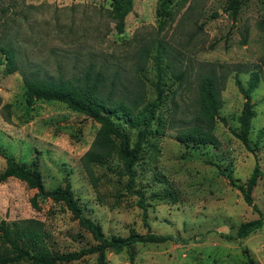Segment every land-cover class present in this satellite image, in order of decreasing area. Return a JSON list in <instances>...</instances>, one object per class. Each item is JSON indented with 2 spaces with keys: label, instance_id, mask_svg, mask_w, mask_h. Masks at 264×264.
Listing matches in <instances>:
<instances>
[{
  "label": "rangeland",
  "instance_id": "rangeland-1",
  "mask_svg": "<svg viewBox=\"0 0 264 264\" xmlns=\"http://www.w3.org/2000/svg\"><path fill=\"white\" fill-rule=\"evenodd\" d=\"M236 1L234 18L231 0H174L161 30V0H133L118 34L111 0H0V48L13 49L18 68L8 75L0 66V172L12 157L35 163L47 192L68 180L85 216L106 236L134 231L176 239L135 244L119 254L107 251L108 264H264V220L237 239L239 226L259 214L232 185L245 183L257 162L263 174L252 199L264 216V0ZM157 64L166 90L159 108L162 127L146 140L134 166L135 188L145 192L148 206L147 227L116 153L98 163L84 159L100 125L59 101L27 105L22 78L33 73L82 85L94 66L106 78L103 96L111 91L113 101L130 98L141 87L149 102L155 98ZM212 72L222 81L218 115L226 123L218 119L214 126L220 145L180 144L176 133L195 124L199 85ZM251 72L259 73V83L251 94L256 116L249 151L233 132L239 131L244 103L235 79L245 87ZM125 130L134 140L136 130ZM34 192L16 178L0 183V221L10 230L23 225L39 231L58 254L95 244L61 202L48 199L33 207ZM8 253L0 237V257ZM67 264H96V255Z\"/></svg>",
  "mask_w": 264,
  "mask_h": 264
},
{
  "label": "trees",
  "instance_id": "trees-1",
  "mask_svg": "<svg viewBox=\"0 0 264 264\" xmlns=\"http://www.w3.org/2000/svg\"><path fill=\"white\" fill-rule=\"evenodd\" d=\"M173 1L161 0L160 2L159 29L161 30L169 15L168 7ZM132 3L133 0H111L110 2V16L115 23L114 29L118 34L124 32V20L132 10ZM239 5L236 0H231L229 7L234 18L238 13ZM0 53V66H4V72L8 75L17 72L16 54L13 49L1 47ZM156 69L157 79L153 83L155 98L149 102L145 101V93L141 87L134 90V94L130 98L125 97L113 101L111 91L109 95L103 96L106 78L101 70L95 72L94 66H90L84 73L82 85H75L70 81L64 82L62 79L53 82L45 78H38L33 73L25 74L22 78L26 89L25 102L27 105H32L36 100L59 101L65 103L71 110L86 115L100 125L96 140L92 148L85 153L84 159L89 163H98L110 158L114 152L116 153L117 159L122 164V175L127 178L126 189L128 193L137 196V205L142 210L143 221L147 227L148 206L145 192L135 188L134 166L140 159L146 140L157 136L162 127L159 108L166 90L162 88V69L159 64L156 65ZM176 78L181 81L183 72L177 74ZM258 83L259 73L257 72L250 73L245 87L238 78L235 79V85L243 96L244 103L240 115L237 117L239 131L233 133L249 151H252L248 139L250 124L256 116L251 94L257 89ZM114 84L115 82L112 81V85ZM221 87L222 81L216 77L214 72L204 76L201 80L198 90L199 110L195 113V124L177 131L176 140L180 144L219 147L220 141L214 134V126L218 119L222 123H226L224 118H219L218 115L222 107ZM125 126L136 130L134 140L125 130ZM5 160L6 167L0 172V183H4L10 178L24 181L30 189L35 190L31 199L32 206L35 208L39 207V203L48 199L61 202L78 222L80 228L91 235L95 244L78 251L58 254L46 246L39 231L23 225L10 230L5 221H0V237L9 245V253L0 257V264H18L20 262L27 264H67L93 254L96 255V264H108L107 251L119 254L135 244H161L176 241L171 235H157L151 232L140 234L131 231L125 237L106 236L100 224L85 216L68 180L65 181L63 187L47 192L35 163L28 166L12 157H6ZM262 174L263 172L256 162L245 183L238 185L232 183L241 192L244 202L259 214V218L239 226L237 239L247 238L263 224L264 216L253 204L252 199V191Z\"/></svg>",
  "mask_w": 264,
  "mask_h": 264
}]
</instances>
